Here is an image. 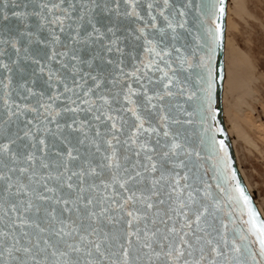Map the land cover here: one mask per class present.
<instances>
[{"label": "snow or ice", "instance_id": "6c2138e0", "mask_svg": "<svg viewBox=\"0 0 264 264\" xmlns=\"http://www.w3.org/2000/svg\"><path fill=\"white\" fill-rule=\"evenodd\" d=\"M225 0H0V264H264L217 122Z\"/></svg>", "mask_w": 264, "mask_h": 264}, {"label": "rangeland", "instance_id": "374dc122", "mask_svg": "<svg viewBox=\"0 0 264 264\" xmlns=\"http://www.w3.org/2000/svg\"><path fill=\"white\" fill-rule=\"evenodd\" d=\"M227 40L226 119L264 213V0H230Z\"/></svg>", "mask_w": 264, "mask_h": 264}, {"label": "water", "instance_id": "95a60500", "mask_svg": "<svg viewBox=\"0 0 264 264\" xmlns=\"http://www.w3.org/2000/svg\"><path fill=\"white\" fill-rule=\"evenodd\" d=\"M230 0H225V6H226V14L224 17V45H223V54H218V60H217V70H219V64L223 63L224 65V83L221 85L219 83V77L217 78L216 84H217V99H218V114H217V122L220 127L224 129L225 135L221 136L217 134L218 139H226V143L228 145L230 155L232 156L234 160V167L236 171L239 174V178L243 183L244 188L246 189L247 194L252 199L253 204L255 207L260 211V215L264 217V214L262 213L260 206L256 199V193L250 189L248 183L246 182V179L242 173L240 164L238 162L236 150L233 143V135L230 132V129L228 127L227 119H226V113H225V107H224V92H225V82H226V39H227V30H228V9H229Z\"/></svg>", "mask_w": 264, "mask_h": 264}, {"label": "bare ground", "instance_id": "6f19581e", "mask_svg": "<svg viewBox=\"0 0 264 264\" xmlns=\"http://www.w3.org/2000/svg\"><path fill=\"white\" fill-rule=\"evenodd\" d=\"M228 15H229V9H228ZM227 44H228V40L226 39V54H227ZM227 56V55H226ZM227 65V64H226ZM226 78H227V69H226ZM226 89H227V79H226V82H225V92H224V107H225V96H226ZM226 113V112H225ZM233 143H234V147H235V140H233ZM248 183V181H246ZM249 185V184H248ZM250 187V185H249ZM251 189V187H250ZM261 209V208H260ZM262 211V209H261ZM263 213V211H262ZM264 214V213H263Z\"/></svg>", "mask_w": 264, "mask_h": 264}]
</instances>
